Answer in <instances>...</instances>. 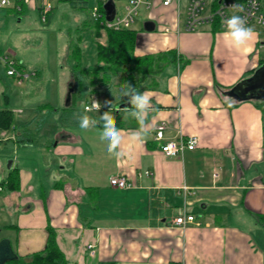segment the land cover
<instances>
[{"label": "crops", "instance_id": "crops-1", "mask_svg": "<svg viewBox=\"0 0 264 264\" xmlns=\"http://www.w3.org/2000/svg\"><path fill=\"white\" fill-rule=\"evenodd\" d=\"M187 1L179 8L152 0L144 9L143 26L135 29L136 56L167 53L172 61L175 52L179 58L155 87L138 89L151 93L154 108L142 143L127 140L136 121L113 113L123 130L124 157L108 155L99 140L100 125L83 131L72 111L64 117L70 105L61 118L60 109L49 102L48 109L39 106L29 122L19 124L45 113L40 146L20 147L12 134L14 161L7 175L0 161L3 264L42 251L50 228L68 264H264L262 101L226 95L264 65L259 48L264 28L251 26L255 36L249 49L234 50L213 25L183 30ZM37 8L32 0L20 13ZM147 22L154 23V31L145 30ZM92 96L86 95L85 106ZM225 97L235 103L230 107ZM50 109L52 119L47 118ZM105 111L87 114L98 118ZM161 122L167 124V139L197 137L196 149L166 157L154 140ZM14 169L19 171L17 190L7 182ZM112 175L126 176L133 186L112 187ZM180 215L195 216L198 225L176 227Z\"/></svg>", "mask_w": 264, "mask_h": 264}, {"label": "rangeland", "instance_id": "rangeland-1", "mask_svg": "<svg viewBox=\"0 0 264 264\" xmlns=\"http://www.w3.org/2000/svg\"><path fill=\"white\" fill-rule=\"evenodd\" d=\"M9 1L14 5L15 0ZM35 1L39 5V0ZM126 3L127 0L117 1L118 10L121 11ZM95 5L96 0H88L87 8H73L68 1L55 0L54 9L45 21L37 9L16 13L15 10L10 11L13 7L0 8V48L10 55L11 60L23 66L18 70V75L22 76L20 82L17 77L8 76L7 69L0 65V109L13 111V125L9 129H0V161L5 175L10 162L14 161L13 128L29 122L38 113L39 106L44 108L45 104L51 102L54 110L60 109V117L63 118L69 89L74 85L71 117L74 115V119H77L83 113L86 94L72 80L74 69L70 53L71 48L78 46L81 49V69L97 68V43H104L106 36L104 30L99 38L94 36L91 8ZM144 16L142 10V15L132 27L134 30L143 26L146 20ZM114 82L117 84V79ZM99 89L102 94L94 96L101 104V111L103 103L107 101L104 92L106 86L100 85ZM54 110L48 111L47 118L55 117ZM92 112L88 114L92 115Z\"/></svg>", "mask_w": 264, "mask_h": 264}, {"label": "trees", "instance_id": "trees-1", "mask_svg": "<svg viewBox=\"0 0 264 264\" xmlns=\"http://www.w3.org/2000/svg\"><path fill=\"white\" fill-rule=\"evenodd\" d=\"M68 1L73 8H87L88 0H63ZM94 36L99 38L102 31H105V42L97 43L98 66L95 70H83L80 67L79 59L81 49L78 46L71 48L70 59L73 64V82L79 86L84 94L100 96L102 94L100 85L106 86L107 101L113 104L112 113L116 118L120 117L117 108L128 101V97H118V89L127 84L140 88H153L157 84V78L162 74L166 67L178 60L177 53L174 59L169 60L167 53L155 55L136 56L137 32L134 29H128L120 32L106 30L100 23H93ZM214 30H220L218 23L213 25ZM22 65L18 64L17 69L21 70ZM117 79V84H114ZM88 84H87V83ZM111 88L116 92L117 99L113 96ZM71 103H74V92ZM260 109L264 112V101L259 103ZM48 105H44L47 109ZM111 104L103 103L102 109L109 111ZM67 111H73V105L65 108ZM42 111V110H41ZM45 113L42 111L38 119H34L26 125H16L13 128V139L20 147L40 146L38 134L41 130ZM13 111L10 109H0V129H9L13 124ZM121 125V123H116ZM8 188L17 190L19 188V171L14 169L8 177ZM5 184V183H3ZM50 236L46 247L39 252H35L27 257L14 256L8 261V264H68L65 254L59 248L56 240V233L50 228ZM113 264V263H109Z\"/></svg>", "mask_w": 264, "mask_h": 264}, {"label": "built area", "instance_id": "built-area-1", "mask_svg": "<svg viewBox=\"0 0 264 264\" xmlns=\"http://www.w3.org/2000/svg\"><path fill=\"white\" fill-rule=\"evenodd\" d=\"M32 0H19L14 1V5L9 0H2L0 8H12L17 11H22V5H28ZM55 0H40L38 11L40 17L45 21L51 11L54 9ZM110 1L115 4V15L111 21L106 19V12L104 6ZM117 1L122 0H96V5L91 8V16L93 23H100L106 30L120 32L128 29H133V25L144 9H150L152 0H127L123 4L121 11L118 10ZM183 0H160L162 6L170 7L176 5L180 8ZM21 2V3H20ZM233 4L243 5L244 11L242 13H235L231 8ZM208 8V10H207ZM233 14H238L246 18L248 26H258L264 28V0H188L186 6V19L184 22L183 30L186 32H196L203 25H214L218 23L220 29L223 31L222 20ZM165 31H169L168 28ZM264 58V41L260 44ZM0 65L7 69V75L10 77H17L22 81V76L18 75V63L10 59V55L0 52ZM95 101L98 102L96 97H93L90 104ZM167 124L165 122L159 123L155 127L154 140L160 144L162 153L169 158L178 157L185 151H192L198 146V138L195 136L183 137L179 136L173 139H167L165 132ZM151 176V172H147ZM109 182L112 187L120 189H128L133 186L126 176L112 175L109 177ZM0 191L2 188L0 187ZM197 223L196 217L193 215H180L174 220V225L179 228H185L188 224ZM93 250V246H89Z\"/></svg>", "mask_w": 264, "mask_h": 264}, {"label": "clouds", "instance_id": "clouds-1", "mask_svg": "<svg viewBox=\"0 0 264 264\" xmlns=\"http://www.w3.org/2000/svg\"><path fill=\"white\" fill-rule=\"evenodd\" d=\"M231 8L235 13H242L244 11L243 5L233 4ZM223 31L221 33L225 45L234 50L247 51L250 42L254 39V30L247 25L244 16L233 14L222 20ZM113 96L117 99V94L111 88ZM118 97H128V103L131 107L117 108L122 114V119H134L138 127L133 130L127 137L130 145H137L142 143L149 134L148 118L150 113L154 110L152 105V96L148 91L137 90L129 84L118 89ZM225 102L231 107L235 100L225 97ZM106 105L111 104L109 111H105L103 115L98 118H92L87 113L96 111L99 112L101 104L93 101L90 106H84L83 113L78 115L79 127L83 131L97 128L99 126V140L106 145V151L110 157L121 159L126 155L122 150L121 145L124 142L123 130L117 127L116 118L112 113L113 104L111 101H105Z\"/></svg>", "mask_w": 264, "mask_h": 264}, {"label": "water", "instance_id": "water-1", "mask_svg": "<svg viewBox=\"0 0 264 264\" xmlns=\"http://www.w3.org/2000/svg\"><path fill=\"white\" fill-rule=\"evenodd\" d=\"M106 12V19L111 21L115 15V4L110 1L104 6ZM145 30L148 32L154 31L155 25L153 22H147L144 25ZM74 92L73 86L69 89L68 93V105L71 104L72 94ZM226 95L238 100V101H246V100H260L264 101V65L261 66L250 78L244 79L240 83H238L235 87H233L230 91L226 93ZM131 107L128 103L121 104L118 108ZM11 168V162L9 165ZM3 248L0 247V253H2ZM11 259L13 257H10ZM0 264H3L0 261Z\"/></svg>", "mask_w": 264, "mask_h": 264}]
</instances>
